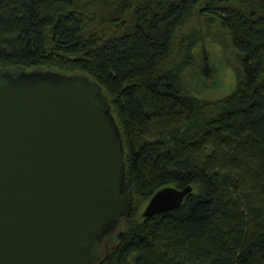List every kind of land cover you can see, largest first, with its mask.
Listing matches in <instances>:
<instances>
[{
  "label": "trees",
  "instance_id": "1",
  "mask_svg": "<svg viewBox=\"0 0 264 264\" xmlns=\"http://www.w3.org/2000/svg\"><path fill=\"white\" fill-rule=\"evenodd\" d=\"M198 18L240 56L221 100L180 84L204 35L175 38ZM2 71L86 76L107 98L132 210L94 264H264V0H0ZM168 187L192 192L143 218Z\"/></svg>",
  "mask_w": 264,
  "mask_h": 264
},
{
  "label": "water",
  "instance_id": "2",
  "mask_svg": "<svg viewBox=\"0 0 264 264\" xmlns=\"http://www.w3.org/2000/svg\"><path fill=\"white\" fill-rule=\"evenodd\" d=\"M124 150L88 77L0 72V264H94L132 210ZM164 188L141 216L191 194Z\"/></svg>",
  "mask_w": 264,
  "mask_h": 264
},
{
  "label": "rangeland",
  "instance_id": "3",
  "mask_svg": "<svg viewBox=\"0 0 264 264\" xmlns=\"http://www.w3.org/2000/svg\"><path fill=\"white\" fill-rule=\"evenodd\" d=\"M195 13L200 15L197 10H194ZM204 24H207L206 18L182 24L174 46L182 43V48H189L192 39H197L200 34L204 35L203 43H196L195 49L192 50L195 62L187 64L180 73V84L192 97L206 102L221 100L235 90L241 76V66L240 56L235 51L229 35L218 28L209 29L208 26L207 29ZM116 233L117 231L111 236ZM104 252L105 250L102 254Z\"/></svg>",
  "mask_w": 264,
  "mask_h": 264
},
{
  "label": "flooded vegetation",
  "instance_id": "4",
  "mask_svg": "<svg viewBox=\"0 0 264 264\" xmlns=\"http://www.w3.org/2000/svg\"><path fill=\"white\" fill-rule=\"evenodd\" d=\"M106 241V240H105Z\"/></svg>",
  "mask_w": 264,
  "mask_h": 264
}]
</instances>
